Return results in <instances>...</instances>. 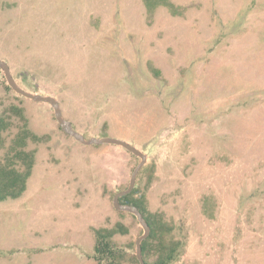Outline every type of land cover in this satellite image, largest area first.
<instances>
[{
  "label": "rangeland",
  "instance_id": "rangeland-1",
  "mask_svg": "<svg viewBox=\"0 0 264 264\" xmlns=\"http://www.w3.org/2000/svg\"><path fill=\"white\" fill-rule=\"evenodd\" d=\"M167 1L0 0V61L85 141L144 156L134 188L186 238L176 264H264V0ZM12 105L47 138L28 142L24 194L0 202V264H95L92 230L117 223L135 255L143 228L113 200L140 158L76 141L0 69V113Z\"/></svg>",
  "mask_w": 264,
  "mask_h": 264
},
{
  "label": "trees",
  "instance_id": "trees-1",
  "mask_svg": "<svg viewBox=\"0 0 264 264\" xmlns=\"http://www.w3.org/2000/svg\"><path fill=\"white\" fill-rule=\"evenodd\" d=\"M143 2L149 12L156 6H164L171 12L175 8L167 0ZM11 117L18 119L19 126L7 143V132L12 127L9 121ZM46 138L29 130L22 108L12 105L0 113V150H4L0 161V202L16 200L24 194L35 164V151L27 150L28 142H42ZM118 202L120 205L136 208L149 228V235L140 245L144 264H176L180 261L186 251V238L178 236L174 226L164 221L160 215L147 210L145 198L139 188H134L130 194L119 198ZM127 233L128 228L121 223L112 228L93 229L92 260L95 264H122L124 261L139 264L134 254L124 252L114 241L115 235Z\"/></svg>",
  "mask_w": 264,
  "mask_h": 264
},
{
  "label": "water",
  "instance_id": "water-1",
  "mask_svg": "<svg viewBox=\"0 0 264 264\" xmlns=\"http://www.w3.org/2000/svg\"><path fill=\"white\" fill-rule=\"evenodd\" d=\"M0 69L4 72L5 77H6V81H7L8 85H9V87L15 93H17L18 95H20V96H22V97H24L26 99H29V100H31V101H33L35 103H43V104L50 105L52 107L53 111H54L55 119H56L57 123L59 124L60 128L62 129V131H64L66 134H68L71 137H73L76 141L82 143L83 145L107 144V145L118 146V147L123 148L124 150H126L130 154L140 158L141 162L134 169V171H133V173L131 175L130 181H129L128 188L126 190L122 191V192L117 193L114 196L113 203H114V208L116 210L127 212V213H130V214L134 215L136 217L137 221L140 223L141 227L143 228V235L136 242L135 257H136V259H137L139 264H144V262H143V260L141 258L140 245H141V242L144 239H146L147 236L149 235V228H148L147 224L145 223V221L143 220L141 214L138 212V210L136 208L129 207V206H123V205H120L119 202H118L119 198L130 194L131 191L133 190L136 176H137L139 170L141 169V167H142V165H143V163L145 161L144 156L141 155L134 147H132V146H130V145H128V144H126V143H124L122 141L116 140V139L103 138V139H99V140H97V139H89V140L85 141L82 136H80L79 134L75 133L71 129V126H70L69 123H67V122L62 120L58 103L54 99L49 98V97H40V96H36V95H30L28 93L23 92L21 89H19L15 85L12 77L10 76L9 69H8L7 65L5 63L1 62V61H0Z\"/></svg>",
  "mask_w": 264,
  "mask_h": 264
},
{
  "label": "crops",
  "instance_id": "crops-1",
  "mask_svg": "<svg viewBox=\"0 0 264 264\" xmlns=\"http://www.w3.org/2000/svg\"><path fill=\"white\" fill-rule=\"evenodd\" d=\"M33 171V170H32Z\"/></svg>",
  "mask_w": 264,
  "mask_h": 264
}]
</instances>
